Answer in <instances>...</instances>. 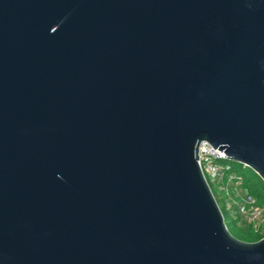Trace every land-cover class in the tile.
I'll use <instances>...</instances> for the list:
<instances>
[{
  "label": "water",
  "instance_id": "1",
  "mask_svg": "<svg viewBox=\"0 0 264 264\" xmlns=\"http://www.w3.org/2000/svg\"><path fill=\"white\" fill-rule=\"evenodd\" d=\"M202 142L264 183V0H0V264H264Z\"/></svg>",
  "mask_w": 264,
  "mask_h": 264
},
{
  "label": "trees",
  "instance_id": "2",
  "mask_svg": "<svg viewBox=\"0 0 264 264\" xmlns=\"http://www.w3.org/2000/svg\"><path fill=\"white\" fill-rule=\"evenodd\" d=\"M221 166L218 176L214 182H208L212 195L220 209L223 206L220 202H224L225 209L230 213L231 217L236 220L237 224L242 228L239 237H235L239 241L245 243H254L264 238V234H251V229L247 222H245L239 215V206L243 203V199L247 196L252 197L257 205L264 209V183L262 180L250 169H244L241 165H228L226 161H216ZM226 166L229 168L226 169ZM225 187L226 191H221L220 188ZM218 190L220 200L216 197L213 189ZM222 213V211H221ZM226 225V222H224ZM227 227V226H226ZM228 230V229H227ZM230 233V232H229Z\"/></svg>",
  "mask_w": 264,
  "mask_h": 264
},
{
  "label": "built area",
  "instance_id": "3",
  "mask_svg": "<svg viewBox=\"0 0 264 264\" xmlns=\"http://www.w3.org/2000/svg\"><path fill=\"white\" fill-rule=\"evenodd\" d=\"M225 161L223 152L212 148L208 143L202 142L198 147V164L206 183L214 182L221 170V166L216 161ZM229 167L226 166V169ZM221 191H226L225 187L220 188ZM246 196L243 203L239 206L238 212L242 219L248 223L251 230L256 234H264V209L257 205L256 201Z\"/></svg>",
  "mask_w": 264,
  "mask_h": 264
},
{
  "label": "rangeland",
  "instance_id": "4",
  "mask_svg": "<svg viewBox=\"0 0 264 264\" xmlns=\"http://www.w3.org/2000/svg\"><path fill=\"white\" fill-rule=\"evenodd\" d=\"M228 165H233V163L231 162H226ZM244 169H248V168H244ZM252 171V170H251ZM253 172V171H252ZM211 183V182H210ZM214 190V193H216V195L218 194V190L215 188L213 189ZM219 200H220V196L217 195L216 196ZM223 208H222V216H223V219H224V222H226V228L228 229V231L230 232L231 235H234L235 237H239V234L240 233H243L242 232V228L237 224L236 220L233 219L230 215V213L225 209V206H224V202L222 200H220ZM249 232L251 234H255L253 230H249Z\"/></svg>",
  "mask_w": 264,
  "mask_h": 264
}]
</instances>
